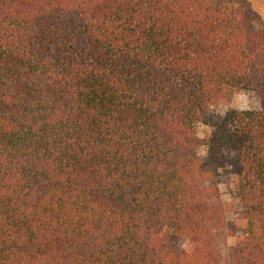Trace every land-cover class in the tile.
Segmentation results:
<instances>
[{"label":"trees","instance_id":"obj_1","mask_svg":"<svg viewBox=\"0 0 264 264\" xmlns=\"http://www.w3.org/2000/svg\"><path fill=\"white\" fill-rule=\"evenodd\" d=\"M0 264H264L250 0H0Z\"/></svg>","mask_w":264,"mask_h":264},{"label":"rangeland","instance_id":"obj_2","mask_svg":"<svg viewBox=\"0 0 264 264\" xmlns=\"http://www.w3.org/2000/svg\"><path fill=\"white\" fill-rule=\"evenodd\" d=\"M253 3L254 9L261 15L264 22V0H250ZM227 109H234L239 111H258L260 109L259 102L248 92H237L230 99L227 107H220L216 110L214 117L217 121L221 118ZM198 134L201 138H204L209 132L210 127L199 125L197 128ZM200 157L205 156V150L202 148L199 151ZM230 179L221 177L219 179V189L221 193V200L226 209V222L228 226H231L235 215L234 210L236 209V204L231 200L229 195L230 189ZM227 244L229 247L235 246V239L233 237L227 238ZM187 243H184L183 247H186Z\"/></svg>","mask_w":264,"mask_h":264},{"label":"crops","instance_id":"obj_3","mask_svg":"<svg viewBox=\"0 0 264 264\" xmlns=\"http://www.w3.org/2000/svg\"><path fill=\"white\" fill-rule=\"evenodd\" d=\"M252 5H253V3H252Z\"/></svg>","mask_w":264,"mask_h":264}]
</instances>
